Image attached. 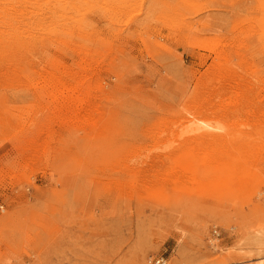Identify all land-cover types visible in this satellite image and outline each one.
<instances>
[{
	"label": "rangeland",
	"instance_id": "374dc122",
	"mask_svg": "<svg viewBox=\"0 0 264 264\" xmlns=\"http://www.w3.org/2000/svg\"><path fill=\"white\" fill-rule=\"evenodd\" d=\"M142 1L97 0L120 23L45 20L68 48L47 42L33 70L57 57L47 73L76 90L36 100L12 83L0 101V264H264V164L259 185L215 174V151L242 134L264 157V120L246 116L264 111V0H157L151 23L131 8ZM184 116L220 140L185 133ZM175 167L188 168L163 183Z\"/></svg>",
	"mask_w": 264,
	"mask_h": 264
},
{
	"label": "bare ground",
	"instance_id": "6f19581e",
	"mask_svg": "<svg viewBox=\"0 0 264 264\" xmlns=\"http://www.w3.org/2000/svg\"><path fill=\"white\" fill-rule=\"evenodd\" d=\"M156 2L157 0H148L147 5H144L142 1L139 6H133L131 8H137L135 10V16L143 15L147 20L145 23H151L154 20H159V14L155 10ZM96 3L97 0H0V72H6V75H3L4 79L7 80L10 78V83L0 81V101L4 102L8 94H13L12 83H18V85L27 84L29 88L28 90L25 89V91L33 94L39 93L36 96V100L42 98L52 99L56 92L62 95H70L76 90L77 86L73 87L65 84V79L73 78V76L64 73L60 74L61 76L52 77L47 73L63 67L59 58L52 56L46 59L43 62L44 67L36 71L33 70L32 64L33 53L39 48L42 50V47L44 51L46 44H48L47 42H50V45L54 46L56 48L55 50L60 53H63L64 48H68V44L64 42L66 39L64 40L63 38H68L70 34L52 42L53 40L48 38L47 35L49 34V30L46 28L48 26L45 20L47 22L49 21L50 25L66 30H69L68 27L94 28V25L100 22L108 24V20L110 23L114 22V20L116 23L123 22L110 13L111 10H102ZM96 9L99 11H95ZM116 10L123 16L124 9L119 7ZM94 15H98V19L91 18ZM135 16L128 18L124 22L125 25L137 24L138 17ZM54 29L51 30V34L56 37L57 31ZM45 77L49 78L46 79ZM17 89L19 90L20 87L18 86ZM246 113V116L251 117L247 124L248 127L258 126L261 120H264V111L256 113V110H249ZM252 117L256 122L254 125H251L254 122ZM193 119L189 120V116H184L181 119V125L184 127L185 133L193 134L194 137L199 138L208 136L211 137L213 142L220 140L219 135L215 134L220 130L218 126H213L197 119L193 121ZM32 124L33 127L35 126L37 128L35 135L38 134V131L40 132L38 135H40L43 131L42 128L36 125L37 122L35 120L31 122ZM240 134L242 132L239 133V137ZM246 135L242 134L237 143L236 140L229 141L233 144H229V146H225L228 145V140L223 142V139H221L224 148L215 151L218 154L217 164L220 166L215 168V174L217 173L218 178L216 183L219 186L225 187L224 185H227L228 187L225 188H230L231 186L237 187L238 184H241L242 180L246 182L248 178H253L258 185L263 183L261 177V165L264 164V157L261 158L262 148L247 143L246 139L243 140L242 137ZM7 139L14 146L16 143H19L15 136ZM31 143H33L32 140ZM20 151L23 154L25 149L23 148ZM185 154L188 157L183 158L189 160V151L186 150ZM250 162L255 163L253 171L249 170V168H252V164L248 165ZM187 168H173L167 177H163L162 182L172 181L171 177H173V180H176L175 178L179 174H183L182 171L185 172ZM222 172H228V175H220ZM203 177H206V174H203ZM262 216L264 217L263 213ZM4 220L6 218H0V222H4ZM255 233L254 241H261V238H264V233H261L260 230H256ZM262 261L257 262V264Z\"/></svg>",
	"mask_w": 264,
	"mask_h": 264
},
{
	"label": "built area",
	"instance_id": "2783aa9c",
	"mask_svg": "<svg viewBox=\"0 0 264 264\" xmlns=\"http://www.w3.org/2000/svg\"><path fill=\"white\" fill-rule=\"evenodd\" d=\"M219 235L217 234V232H213V237L217 238ZM148 264H169L168 263V260L165 259L164 257H154V258H151L149 261H148Z\"/></svg>",
	"mask_w": 264,
	"mask_h": 264
}]
</instances>
